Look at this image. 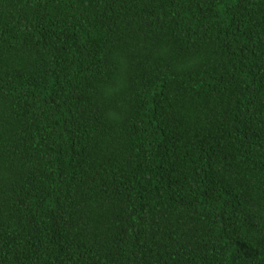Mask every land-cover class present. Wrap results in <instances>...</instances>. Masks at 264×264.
Segmentation results:
<instances>
[{"label": "trees", "instance_id": "obj_1", "mask_svg": "<svg viewBox=\"0 0 264 264\" xmlns=\"http://www.w3.org/2000/svg\"><path fill=\"white\" fill-rule=\"evenodd\" d=\"M0 264H264V0H0Z\"/></svg>", "mask_w": 264, "mask_h": 264}]
</instances>
